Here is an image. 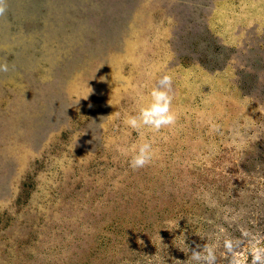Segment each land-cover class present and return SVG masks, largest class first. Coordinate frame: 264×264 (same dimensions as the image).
<instances>
[{"label":"rangeland","instance_id":"obj_1","mask_svg":"<svg viewBox=\"0 0 264 264\" xmlns=\"http://www.w3.org/2000/svg\"><path fill=\"white\" fill-rule=\"evenodd\" d=\"M0 55V264H197L205 243L228 264L225 234L264 236V0H7ZM164 74L175 125L127 128Z\"/></svg>","mask_w":264,"mask_h":264},{"label":"clouds","instance_id":"obj_2","mask_svg":"<svg viewBox=\"0 0 264 264\" xmlns=\"http://www.w3.org/2000/svg\"><path fill=\"white\" fill-rule=\"evenodd\" d=\"M6 11L7 0H0V15ZM8 71L7 62L0 64V72ZM172 85V76L162 75L150 91V100L139 108L136 115L125 117L123 121L125 126L137 132L147 128L155 133L173 127L177 121V114L172 109ZM155 154L151 141L145 139L132 146L129 165L133 170L143 169L152 163ZM220 231L224 233V229ZM240 232L241 236L238 238L228 234L223 236V248L228 264H264V236L243 227L240 228ZM245 242L247 250L242 252L240 249ZM190 259L197 264H216V245L210 243L196 245L191 251Z\"/></svg>","mask_w":264,"mask_h":264},{"label":"water","instance_id":"obj_3","mask_svg":"<svg viewBox=\"0 0 264 264\" xmlns=\"http://www.w3.org/2000/svg\"><path fill=\"white\" fill-rule=\"evenodd\" d=\"M4 28H6V27H4ZM4 31L5 30L3 29V33L5 35H7L8 32L7 31L4 32ZM44 31H45V35H43L44 37H43L42 42H41L42 47H43V53L50 55L53 43H54V41L57 40L58 36L60 35V32H59L60 30L57 29V28H50V29H44ZM34 44L36 45V42L34 41V38H33L32 40H28L25 43V45L21 46V48H23V49L21 50V48H20V50L18 52L19 53L18 59L20 61H24V62L29 61L32 64H35V62H39L40 61L39 58L36 59L37 61L34 59V55H33ZM54 51H55V54H58L59 51H60V48H58V49H56ZM0 57H1V55H0ZM0 64H2V63H0ZM9 75L10 74H8L7 77ZM50 76H51V74L46 75V77L41 78L42 80L39 81V82L41 84L45 85V86H49V85H52V84L55 85L54 79L52 78V76L51 77ZM22 95H23V93L17 94V96H19V97H21ZM12 104H14V107H16L18 109L26 107V104L23 103L21 100L17 101L16 103H12ZM6 119H7V117L3 116L2 118H0V122L4 121Z\"/></svg>","mask_w":264,"mask_h":264}]
</instances>
